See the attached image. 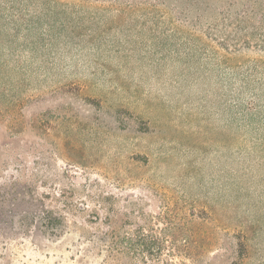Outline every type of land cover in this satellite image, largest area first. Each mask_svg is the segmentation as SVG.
Masks as SVG:
<instances>
[{
	"label": "rangeland",
	"instance_id": "rangeland-1",
	"mask_svg": "<svg viewBox=\"0 0 264 264\" xmlns=\"http://www.w3.org/2000/svg\"><path fill=\"white\" fill-rule=\"evenodd\" d=\"M92 2L0 0V264H264V94L210 95L246 3Z\"/></svg>",
	"mask_w": 264,
	"mask_h": 264
},
{
	"label": "trees",
	"instance_id": "trees-1",
	"mask_svg": "<svg viewBox=\"0 0 264 264\" xmlns=\"http://www.w3.org/2000/svg\"><path fill=\"white\" fill-rule=\"evenodd\" d=\"M79 1L95 5L92 0ZM243 1L246 7L242 13L224 15L222 21L210 26V78L216 77L210 84V95L219 92L217 84L228 89L229 98H223V104L248 100L257 112L264 94V0ZM244 250V244L237 242V259L232 264H242Z\"/></svg>",
	"mask_w": 264,
	"mask_h": 264
}]
</instances>
